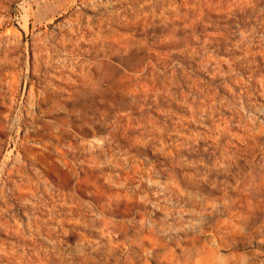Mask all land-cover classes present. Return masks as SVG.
<instances>
[{"label":"rangeland","instance_id":"374dc122","mask_svg":"<svg viewBox=\"0 0 264 264\" xmlns=\"http://www.w3.org/2000/svg\"><path fill=\"white\" fill-rule=\"evenodd\" d=\"M0 264H264V0H0Z\"/></svg>","mask_w":264,"mask_h":264}]
</instances>
